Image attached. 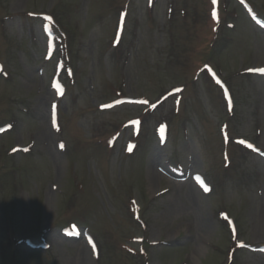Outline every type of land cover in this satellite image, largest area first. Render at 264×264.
Instances as JSON below:
<instances>
[{
	"label": "rangeland",
	"instance_id": "374dc122",
	"mask_svg": "<svg viewBox=\"0 0 264 264\" xmlns=\"http://www.w3.org/2000/svg\"><path fill=\"white\" fill-rule=\"evenodd\" d=\"M261 70L264 0H0V264H264Z\"/></svg>",
	"mask_w": 264,
	"mask_h": 264
},
{
	"label": "snow or ice",
	"instance_id": "6c2138e0",
	"mask_svg": "<svg viewBox=\"0 0 264 264\" xmlns=\"http://www.w3.org/2000/svg\"><path fill=\"white\" fill-rule=\"evenodd\" d=\"M213 2H215V0H213ZM213 15L215 16V13ZM261 71H264V70H261Z\"/></svg>",
	"mask_w": 264,
	"mask_h": 264
}]
</instances>
